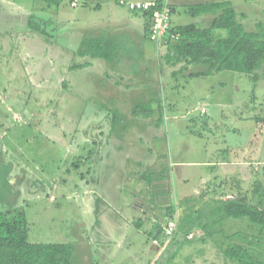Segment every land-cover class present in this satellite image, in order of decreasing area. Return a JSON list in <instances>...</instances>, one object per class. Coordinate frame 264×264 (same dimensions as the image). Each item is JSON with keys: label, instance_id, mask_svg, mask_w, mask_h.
<instances>
[{"label": "rangeland", "instance_id": "rangeland-1", "mask_svg": "<svg viewBox=\"0 0 264 264\" xmlns=\"http://www.w3.org/2000/svg\"><path fill=\"white\" fill-rule=\"evenodd\" d=\"M115 1L0 0V212H24L30 243L72 245L73 264H233L223 248L240 240L227 236H257L258 226L218 207L228 194L252 200L264 182V127L252 120L264 114V65L256 81L189 77L204 67L167 65L143 38L142 17ZM223 1L247 31L264 24V0H169L173 25L205 27L211 17L188 7ZM82 14L107 32L133 19L115 34L113 63L77 54L90 27L72 23ZM137 105L159 110L134 117ZM170 219L178 228L166 237Z\"/></svg>", "mask_w": 264, "mask_h": 264}, {"label": "trees", "instance_id": "trees-1", "mask_svg": "<svg viewBox=\"0 0 264 264\" xmlns=\"http://www.w3.org/2000/svg\"><path fill=\"white\" fill-rule=\"evenodd\" d=\"M169 7L172 12L173 8ZM151 13L152 11L141 13L146 20L144 39L149 42ZM187 13L192 18L210 16L211 19L205 27L188 24L169 30V39L160 46L159 51L161 53L164 50L163 59L167 65L181 63L185 67L182 69L184 71L191 66L204 67L201 72H189V77H204L221 71H232L251 75L254 81L257 80L258 75L255 72L264 65V24L258 23L254 30L247 31L238 22L230 1L194 4L188 7ZM32 25H35L33 31L38 35L53 39L51 34L39 27L40 23L31 21L29 26ZM215 30H225L226 34L224 37H217L214 34ZM118 48L116 39L104 35L88 36L81 42L77 54L81 57H90L92 60L100 59L112 63ZM87 65L89 63L84 62L72 67L79 70ZM150 101L160 104L159 97ZM158 110V107L154 109L150 106L137 105L132 114L134 117L141 114L143 118H150L154 111ZM252 120L264 127V114L254 116ZM112 124L111 129H114L117 121ZM256 185L257 188L252 190V200L245 199L243 195L234 198L227 195L228 199L225 202H219L218 210L221 217L243 219L251 227L258 226L257 236L252 237L246 232H234L227 236L228 240L235 238L240 240V243L230 242L223 248V258L229 263L264 264V255L258 250L264 247V183L256 182L254 187ZM170 212L168 209L166 215L171 216ZM199 225L202 229L206 227V224ZM177 228L178 223L175 232L169 237L175 235ZM160 232L161 229L158 228L156 237ZM188 234L189 232L185 233V239H188ZM72 257L73 247L70 244L30 243L28 223L22 210L0 212V264H73Z\"/></svg>", "mask_w": 264, "mask_h": 264}, {"label": "built area", "instance_id": "built-area-1", "mask_svg": "<svg viewBox=\"0 0 264 264\" xmlns=\"http://www.w3.org/2000/svg\"><path fill=\"white\" fill-rule=\"evenodd\" d=\"M118 5L125 7L131 12H151L149 24V40L154 46L155 52L158 54L160 46L169 39V30L171 29V11L167 1H147L133 2L126 0H118ZM177 223L174 219H170L164 229L166 236H171L176 230ZM187 238H192L191 234Z\"/></svg>", "mask_w": 264, "mask_h": 264}, {"label": "crops", "instance_id": "crops-1", "mask_svg": "<svg viewBox=\"0 0 264 264\" xmlns=\"http://www.w3.org/2000/svg\"><path fill=\"white\" fill-rule=\"evenodd\" d=\"M102 2H103V4H105V3H110V1L111 0H108L107 2H106V0H101ZM117 1V0H116ZM115 1V3H117ZM126 1H133V2H147V1H161V2H165V1H167L168 2V4H169V6H171L170 5V3H169V0H126ZM75 4V3H74ZM74 6H76V5H74ZM82 9H84V10H86V12L85 13H87V14H92L91 12L92 11H87V7H84V6H82L81 7ZM132 13V16L133 17H142V19H141V23H142V26H143V30H144V26L146 25V20H145V18L140 14H136V13H133V12H131ZM81 16V18L79 19H74L73 18V22L72 23H75L76 24V22H77V24H79L80 26L82 25L83 27H86V26H90V27H87L86 29H84V31L83 32H85V31H87V30H94L95 32H96V34L97 35H95L94 34V36L95 37H98V36H101V35H104V36H107V37H111V38H113V39H115L117 36L115 35V34H119V35H121L122 33H126V34H128V30H129V27H126V25H128V24H131L132 23V21H133V19H131V20H126V25H123V23H117V24H114V23H112V24H114V26L115 27H111V29H110V31H104L105 29H102L101 27H96L99 23L97 22V20L96 21H93V20H91V19H89V17L86 15V14H82V15H80ZM172 16H173V11L171 12V28L172 27H176V26H174L173 25V22H172ZM83 18H88L89 19V21L88 22H86ZM200 18V17H199ZM74 20H76L75 22H74ZM62 22H63V20H62ZM29 25V24H28ZM81 26V27H82ZM115 28H117V30H115ZM83 32L82 33H80V37H79V39L77 40V41H79L78 42V44H81V42L83 41V39L85 38H82V34H83ZM104 32H107V33H104ZM110 32V33H109ZM79 35V34H78ZM143 36H144V33H143ZM88 37V36H87ZM144 38V37H143ZM54 40V39H53ZM72 40H74V38H72ZM151 45H152V48L154 47L153 46V44L151 43ZM100 60V59H99ZM87 63H89V65H87L86 67H88V66H92V62L90 61V62H87ZM113 63V62H112ZM85 67V68H86ZM143 67H145V65H143ZM142 67V68H143ZM141 67H139V69H142ZM84 69V68H83ZM130 72H132L131 70H129L128 69V71H127V69H125V72H123L124 74L126 73V74H128V73H130ZM264 166V165H263ZM236 169H238V168H236ZM257 182H260V181H257ZM264 183V182H263ZM228 196H229V194H228ZM227 196V197H228Z\"/></svg>", "mask_w": 264, "mask_h": 264}]
</instances>
